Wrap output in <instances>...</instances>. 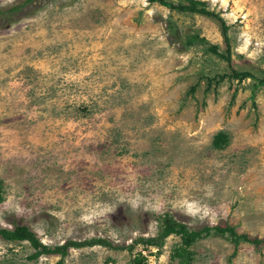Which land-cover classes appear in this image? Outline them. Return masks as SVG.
Here are the masks:
<instances>
[{
    "label": "rangeland",
    "instance_id": "rangeland-1",
    "mask_svg": "<svg viewBox=\"0 0 264 264\" xmlns=\"http://www.w3.org/2000/svg\"><path fill=\"white\" fill-rule=\"evenodd\" d=\"M200 1L228 27L230 63L185 45L225 53L217 20L149 0H0V229L124 247L70 248L62 264H180L178 235L125 248L168 215L210 229L190 264H264V0ZM33 252L0 238V264L61 258Z\"/></svg>",
    "mask_w": 264,
    "mask_h": 264
},
{
    "label": "trees",
    "instance_id": "trees-1",
    "mask_svg": "<svg viewBox=\"0 0 264 264\" xmlns=\"http://www.w3.org/2000/svg\"><path fill=\"white\" fill-rule=\"evenodd\" d=\"M33 0H26V3H30ZM149 3H158L161 6H164L170 10L177 11L179 13L200 15L208 18H212L217 20L220 23L221 35L224 40V44L226 47L225 53L219 52V49L216 45H211L205 39H199L198 36L188 37L186 39V46H192L198 44L200 47L203 46L205 53H213L214 55L220 57L221 59L230 63L229 58V37L227 35V26L225 25L223 19L219 17L218 14L214 13V11H210L208 9L207 3L200 0H176V1H168V0H149ZM18 9L17 7L12 8L11 10L15 11ZM234 79H237L239 82L245 79H255L253 74L250 71H232L231 75ZM223 77H218V79H222ZM216 80V77L208 78L207 84L208 86ZM218 81V80H217ZM215 81V82H217ZM259 85H264V79H259L257 82ZM228 143V136L224 132H218L213 136L212 146L215 149H222ZM1 191V190H0ZM2 200L0 194V201ZM214 230L217 234L224 235L228 234L230 240L233 243L239 244L240 240L243 242H250L246 236H239L235 232L233 227H222L217 225L214 227ZM178 235L181 238V247H175L171 258L178 259L180 264H190L192 261L191 254L188 252V248L197 240L202 239L205 235L210 234L209 228H203L202 230H189L184 224L177 222L171 216H165L162 220V228L160 229L158 235L156 237H151L148 239L138 238L134 241L133 245L125 247L126 250L130 252L133 249L135 244H142L143 246H153L157 249H160L165 239L170 235ZM205 234V235H204ZM0 238L4 241L13 243V242H27L29 246L34 250V252L28 257L29 260H37L41 255H59L61 258L56 264H62L63 258L67 255V252L70 248H83V247H94V246H103L109 249H124V247H118L113 245L110 241L103 240L100 238L90 239L84 241H68L63 245L57 246H46L43 245L39 239L36 237L35 233H33L28 227L25 226H15L14 229H0ZM254 245H258L262 243V241L254 239L251 241ZM264 243V241H263ZM128 264H147L146 258L143 255L138 254L134 256L132 260L129 261Z\"/></svg>",
    "mask_w": 264,
    "mask_h": 264
}]
</instances>
